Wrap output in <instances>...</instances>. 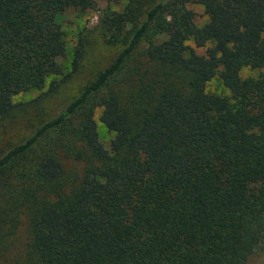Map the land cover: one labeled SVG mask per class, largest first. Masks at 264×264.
Here are the masks:
<instances>
[{
    "label": "trees",
    "instance_id": "obj_1",
    "mask_svg": "<svg viewBox=\"0 0 264 264\" xmlns=\"http://www.w3.org/2000/svg\"><path fill=\"white\" fill-rule=\"evenodd\" d=\"M84 1L0 0V119L20 104L16 93L54 75L37 97L56 96L79 71L84 37L63 71L57 16ZM188 1L100 9L111 58L57 110L0 142V264L264 258V0H194L201 25ZM244 66L263 70L241 78ZM213 77L229 96L205 90ZM96 108L112 132L107 147Z\"/></svg>",
    "mask_w": 264,
    "mask_h": 264
},
{
    "label": "rangeland",
    "instance_id": "obj_2",
    "mask_svg": "<svg viewBox=\"0 0 264 264\" xmlns=\"http://www.w3.org/2000/svg\"><path fill=\"white\" fill-rule=\"evenodd\" d=\"M125 2L126 0H86L84 1V9L82 12H77L73 9H66L57 16L65 41L64 53L57 58L63 71L70 70L73 49L78 36L81 34L84 37L85 46L80 60L79 71L71 75L68 80L59 84V94L56 96L40 95L39 98L37 97L40 92L46 89L49 81L57 78L54 75L46 76L41 89H31L13 95V102L20 104L14 108L11 114L0 119V142L25 134L27 130L26 121L29 120L32 122L35 118L34 115L57 110L63 103L62 101L67 98V96L73 94L80 83L111 58L114 53V48L101 43L96 25V15L100 9L105 7L119 10L123 7ZM186 7L193 11L194 22L196 24L201 25L206 20V15L204 14L203 7L200 3L194 0H189L186 2ZM187 43L193 47L191 41H187ZM202 50V48H195V51L198 53H201ZM262 70L263 68H249L244 66L240 68L239 76L241 78L256 77ZM204 87L207 91L229 96V91L220 84L216 77L208 80ZM98 114L99 108H96L94 110V119L96 122L98 137L103 145L107 147L109 140L112 137V132L107 130L98 120ZM23 241L24 229L23 226H20L18 228L14 245L16 247H21ZM256 264H264V258L258 260Z\"/></svg>",
    "mask_w": 264,
    "mask_h": 264
}]
</instances>
